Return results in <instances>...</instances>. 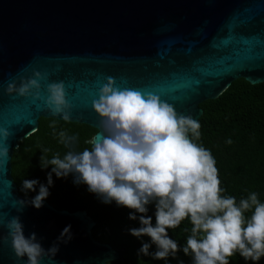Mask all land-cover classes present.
Returning a JSON list of instances; mask_svg holds the SVG:
<instances>
[{
  "label": "water",
  "instance_id": "water-1",
  "mask_svg": "<svg viewBox=\"0 0 264 264\" xmlns=\"http://www.w3.org/2000/svg\"><path fill=\"white\" fill-rule=\"evenodd\" d=\"M36 71L45 76V97L47 83L64 81L74 105L67 123L96 132L92 100L108 77L199 119L200 104L234 81L264 82V0H0V128L11 134L0 139L9 148L0 163V237L3 223L20 215L25 235L35 231L48 248L70 224L73 239L60 245L54 264H108L120 255L95 241L86 211L57 210L45 201L17 212L27 198L11 175L14 150L40 119L65 122L42 101L5 92L8 83ZM0 264H24L10 241L0 240Z\"/></svg>",
  "mask_w": 264,
  "mask_h": 264
},
{
  "label": "clouds",
  "instance_id": "clouds-1",
  "mask_svg": "<svg viewBox=\"0 0 264 264\" xmlns=\"http://www.w3.org/2000/svg\"><path fill=\"white\" fill-rule=\"evenodd\" d=\"M36 71L32 77H21L7 84L5 92L31 97L43 102L52 117L70 122L74 105L67 99L65 83L53 81L46 85V97L41 94V80ZM92 100L97 114L98 131L86 141L90 147L77 151L76 137L66 131L56 132V122L50 124L53 135L67 151L63 156L42 149L41 169L47 172L46 183L39 179H23L17 212L26 206L43 207L57 179L72 178V183L105 205L129 209L128 219L139 227H128L127 234L140 241L137 257L170 264L169 258L184 264L179 252L191 258V264H230L237 254L246 262L258 264L264 257V201L256 191L239 200L226 195L219 177L217 161L201 142V123L191 114L178 113L173 104L151 92L116 86L108 77ZM10 132L0 128V139L7 141ZM227 144L233 141L228 139ZM9 148L0 144V163L7 160ZM154 206L153 216L148 215ZM182 231L189 233L181 246L172 239L183 222ZM17 261L24 264H54L60 245L73 239L71 225L45 248L43 237L35 231L27 236L20 215L2 225ZM145 237L149 238L147 241ZM155 246V251L150 249ZM111 259V258H108ZM112 260V259H111Z\"/></svg>",
  "mask_w": 264,
  "mask_h": 264
},
{
  "label": "trees",
  "instance_id": "trees-1",
  "mask_svg": "<svg viewBox=\"0 0 264 264\" xmlns=\"http://www.w3.org/2000/svg\"><path fill=\"white\" fill-rule=\"evenodd\" d=\"M203 113L199 118L201 123V142L210 149L217 161L219 177L226 195H233L239 200L246 197L248 192L256 191L264 201V82L251 85L243 79L234 81L220 96L200 104ZM38 129L28 138L18 144L11 159V175L18 188L19 194L23 179H39L46 183L47 169H41L40 159L42 149H50L49 158L59 152L61 156L67 151L53 135L50 124L52 119L41 122ZM56 132L66 131L76 137V150L90 147L86 143L96 130L81 124L56 121ZM231 139L233 143L227 144ZM54 186L50 188V196L45 200L57 210L86 211L94 222L92 237L99 243H107L115 249L120 258L108 264H164L163 261L151 257H137L141 243L135 237L127 234L128 227H139L138 222L128 219L129 209L117 208L115 204L105 205L98 201L86 187L72 183V178L57 179L53 176ZM35 193H30V198ZM148 215L153 216L154 206H149ZM187 225L183 222L175 231L169 230L172 239L183 245L189 233L182 231ZM146 241L149 239L144 238ZM150 251H155L153 246ZM184 264H191V258L183 252L178 253ZM170 264L178 261L169 258ZM230 264H246L238 254L230 258ZM247 264H253L248 261ZM264 264V257L258 262Z\"/></svg>",
  "mask_w": 264,
  "mask_h": 264
},
{
  "label": "rangeland",
  "instance_id": "rangeland-1",
  "mask_svg": "<svg viewBox=\"0 0 264 264\" xmlns=\"http://www.w3.org/2000/svg\"><path fill=\"white\" fill-rule=\"evenodd\" d=\"M45 120H48V119H43V120H41V122H43V121H45Z\"/></svg>",
  "mask_w": 264,
  "mask_h": 264
}]
</instances>
